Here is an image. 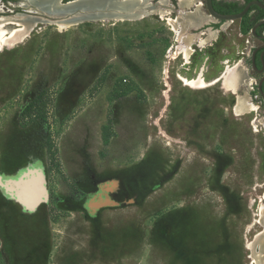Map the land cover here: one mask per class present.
I'll return each instance as SVG.
<instances>
[{"label": "rangeland", "instance_id": "obj_1", "mask_svg": "<svg viewBox=\"0 0 264 264\" xmlns=\"http://www.w3.org/2000/svg\"><path fill=\"white\" fill-rule=\"evenodd\" d=\"M131 1L52 16L0 0L33 24L0 49V264H253L264 246V109L238 21L182 66L164 3ZM235 65L234 93L218 77ZM199 73L220 82L178 81ZM238 96L254 111L235 116Z\"/></svg>", "mask_w": 264, "mask_h": 264}, {"label": "bare ground", "instance_id": "obj_2", "mask_svg": "<svg viewBox=\"0 0 264 264\" xmlns=\"http://www.w3.org/2000/svg\"><path fill=\"white\" fill-rule=\"evenodd\" d=\"M30 1H33L39 4L40 6L47 8L52 16H56V14H65V13L71 12L74 9L80 10L82 9L84 5H87V4L88 5L90 4L94 7L98 5H102V6L108 5V7L111 8L110 10L111 13H114V14L116 13V14L125 15V16L133 15V13L136 11V10L134 11L135 5L133 6L131 4L132 3L131 0L130 1L129 0H100V1L99 0H79L77 2L68 3L66 5H63L64 3H61L62 0H30ZM188 1L189 0H180V5L184 7ZM21 6L24 7L25 4H21ZM0 12H1V6H0ZM165 15L166 13H162L161 18L162 17L164 18ZM179 16L180 17H177V19L175 20L174 19L168 20V24L173 27V30L175 32H177V25L180 22L179 18L182 17L181 14ZM142 17L143 16H140L139 19ZM19 19H22V17H20ZM22 20L13 21V20L6 19V18H0V49L5 45H9L11 42L21 41L27 37L28 33L33 28V24L25 20L23 21V24H21ZM127 20H131V18H128ZM9 24L17 25L19 29L13 30L11 32H5L4 31L5 26ZM57 27L60 30H65L67 28L66 25L63 24L62 22H58ZM180 53L184 55L183 60H185V64H188L189 59H190V54L192 53L191 49L183 48L181 49ZM243 79H245V77H244V73L242 69L239 66H235L232 69L227 68L220 80H223L224 86L225 85L227 87L229 86L230 87L229 89H233L235 92L239 84L243 82ZM178 80L183 84V86L189 87L192 89L207 88L209 86H212L216 82H220L219 80H215L212 83L206 84L203 82L201 77L196 81L195 80L189 81L186 78L182 77L181 75H178ZM254 107L255 106L249 103L248 100L245 99V97L238 96L236 104L233 108V112L235 116H240L242 114L250 113L251 111H254ZM263 211H264V205L262 204L259 208L260 214H262ZM258 238L260 240L262 237L260 236ZM258 238L256 239L255 242L247 244V248L251 250L250 258L253 260V264H260V256L254 252V247L259 246L261 249H264V246L261 243H258L259 242Z\"/></svg>", "mask_w": 264, "mask_h": 264}, {"label": "flooded vegetation", "instance_id": "obj_3", "mask_svg": "<svg viewBox=\"0 0 264 264\" xmlns=\"http://www.w3.org/2000/svg\"><path fill=\"white\" fill-rule=\"evenodd\" d=\"M150 1V0H149ZM157 3H160L161 1L164 3L165 7L167 9V12H178L177 8V0H153ZM251 1H262V0H212V7L214 9V11H216L219 14H236L239 13L244 6L251 2ZM150 5V3L147 4V6ZM145 6V7H147ZM169 10V11H168ZM248 18H250L253 23L251 28L257 24L260 21H264V10L258 8L255 5H252L249 10H248ZM168 14V13H167ZM167 16V15H166ZM165 16V20L167 25L168 24V19ZM176 18V17H175ZM212 18V17H211ZM215 23H212L210 25H208L210 27V29L212 31H217L219 32L222 29V26L225 22L222 21H217L214 18H212ZM173 20V19H172ZM242 19H240L238 21V33L241 37H246L248 36V39H245L244 43H245V47L244 49L241 51L240 55L241 56H245L243 57V63H244V67L245 70L248 72H252L253 74L258 75V77L253 81L252 86L249 88L248 92L246 93L247 96L249 97L250 100L253 101V99L256 101V105L259 107H262L264 109V100L263 98L260 96L259 92H258V84L261 80L262 77H264V68L263 71L260 73L259 71L262 70V60L264 63V49H259L257 51L254 52V50L256 48H258L259 46L264 44V41H260L258 39H256L255 37L251 36L249 33L250 31L246 34V35H242L240 32L241 28H242ZM250 28V30H251ZM256 34L261 36L264 35V25H260L256 28ZM257 41V44H254L253 41ZM172 49V48H171ZM170 49V50H171ZM195 52V50L193 51ZM254 53V57L252 58ZM262 55V58H261ZM252 60H254V64L256 67V70L252 69ZM261 89L264 93V81L261 83Z\"/></svg>", "mask_w": 264, "mask_h": 264}, {"label": "crops", "instance_id": "obj_4", "mask_svg": "<svg viewBox=\"0 0 264 264\" xmlns=\"http://www.w3.org/2000/svg\"><path fill=\"white\" fill-rule=\"evenodd\" d=\"M142 1L146 2V0H142ZM147 2L150 3V1H147ZM148 3H144V5L148 4ZM203 3H204V0H189L187 2V4L184 7H182L180 5V0H177V5H178L179 10L177 12V16L175 19H177V17L180 14L182 16L180 18L179 24L177 25V32H175L173 30L172 26L167 25V23H166L167 30L171 31L172 38L175 41V43H177L174 45L175 50H177L179 48V51L176 52V54L178 56H182L180 51L183 48L191 49L192 53L190 54V57L193 56L198 50L202 51L204 48H206V46L210 45L214 41V39L218 33L217 31H212L210 29V27L208 26L212 23H215V21L207 14ZM222 28H223V26H222ZM241 38L248 39V37H241ZM194 49H195V52H193ZM170 51H172V49ZM172 53H174V52H172ZM183 56H182V60H183ZM199 56H207V55H199ZM189 64H190V62H189ZM189 64H185V62H184L182 66H186ZM236 64H238V63H236ZM224 72L218 78L223 76ZM200 77L202 78V74L199 73V75L194 79H187V78L186 79L189 81H194V80L196 81ZM215 79H217V78H215ZM215 79H213L212 81H214ZM212 81H210L208 83H211ZM196 89H201V88H196ZM203 89H206V88H203ZM229 90H232V89H229ZM232 91H234V90H232ZM75 253H77V252H75ZM69 254L67 256H64V257H69V260H68L69 263L80 262L78 260L79 256L77 257L73 254V257H71V256H69Z\"/></svg>", "mask_w": 264, "mask_h": 264}, {"label": "water", "instance_id": "obj_5", "mask_svg": "<svg viewBox=\"0 0 264 264\" xmlns=\"http://www.w3.org/2000/svg\"><path fill=\"white\" fill-rule=\"evenodd\" d=\"M79 0H72V1H68L66 3H64L63 5H66L68 3H74V2H77ZM204 7H205V10L207 12V14L214 18L215 20L217 21H222V22H233V21H239L240 19H242L248 12L249 8L252 6V5H255L257 6L258 8L264 10V0H262L261 2L260 1H251L249 3H247L244 8L239 12V13H236V14H219L217 13L216 11H214L213 7H212V0H204ZM260 25H264V21H260L258 22L257 24H255L251 30H250V35L255 37L256 39L260 40V41H264V35H257L256 34V28ZM259 49H264V44L259 46L258 48H256L254 50L257 51ZM254 57V53H253V56L252 58ZM261 58H262V55H261ZM263 68H264V63H263V60H262V70L259 71L260 73L263 71ZM242 69V68H241ZM252 69L257 71L256 70V67H255V64H254V60H252ZM243 73H244V69H242ZM245 76V74H244ZM264 81V77L261 78L259 84H258V92L260 94V96L263 98L264 100V93L261 89V83Z\"/></svg>", "mask_w": 264, "mask_h": 264}, {"label": "trees", "instance_id": "obj_6", "mask_svg": "<svg viewBox=\"0 0 264 264\" xmlns=\"http://www.w3.org/2000/svg\"><path fill=\"white\" fill-rule=\"evenodd\" d=\"M252 23H253V21L250 19V18H248V13L242 18V28H241V34L242 35H246L249 31H250V28H251V26H252ZM35 101V100H34ZM33 101V102H34ZM32 104H29L27 107H29V106H31ZM21 119V115H20V118H19V122L21 121L20 120ZM104 143H106V141L104 140Z\"/></svg>", "mask_w": 264, "mask_h": 264}]
</instances>
